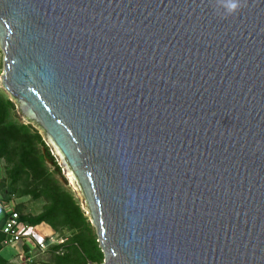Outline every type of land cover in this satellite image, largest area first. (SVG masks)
I'll return each mask as SVG.
<instances>
[{
  "label": "water",
  "instance_id": "95a60500",
  "mask_svg": "<svg viewBox=\"0 0 264 264\" xmlns=\"http://www.w3.org/2000/svg\"><path fill=\"white\" fill-rule=\"evenodd\" d=\"M0 49L99 264H264V0H0Z\"/></svg>",
  "mask_w": 264,
  "mask_h": 264
},
{
  "label": "trees",
  "instance_id": "16d2710c",
  "mask_svg": "<svg viewBox=\"0 0 264 264\" xmlns=\"http://www.w3.org/2000/svg\"><path fill=\"white\" fill-rule=\"evenodd\" d=\"M11 107L9 100L0 97V160L4 162L0 200L3 204H9L15 197L42 199L44 203L38 214H21L18 207H13V211L19 214L20 221L27 226L45 224L54 232L65 234L63 244L49 247L43 254L47 255L43 261L37 259L40 264L101 263L102 253L89 233L84 212L73 197L50 178L43 166V159L52 160V157L47 149L46 155H40L36 147L42 144L40 136L25 125L8 121ZM6 217L4 214L1 222ZM59 249H62L61 253H57ZM0 264L14 263L0 256Z\"/></svg>",
  "mask_w": 264,
  "mask_h": 264
},
{
  "label": "rangeland",
  "instance_id": "374dc122",
  "mask_svg": "<svg viewBox=\"0 0 264 264\" xmlns=\"http://www.w3.org/2000/svg\"><path fill=\"white\" fill-rule=\"evenodd\" d=\"M3 60H4V52L2 49H0V97L3 99L9 100L10 103L12 104V107L9 111L8 121H10L14 124H18V125H25L29 128V130L32 133L36 132L40 136V138L42 140V144H38L36 146L40 155H46L45 151L47 149L49 155L52 157V160H50L48 158L43 159V162H42L43 166L45 167L46 171L49 173L50 178L59 185L61 190L69 193L73 197V199L77 202V204L81 207V209L84 212V215L88 221L89 233H90V235H92L94 237V239L97 242L96 230L90 222L88 211L83 207V198L80 195L77 187L75 186L74 180L72 179L71 174L66 173L63 170L62 166L60 165V163L58 162V160L56 159V157L52 153L51 149L47 146L45 139H44V133H43L42 129L40 127H38L35 123L28 122L24 119V117L20 114V112L18 110V106H17L16 101L5 90V88L2 84V81H1V75L3 74V68H4L3 67ZM3 167H4V162L2 160H0V182L4 176ZM1 196H2V193L0 191V199H2ZM0 203H3V202L0 200ZM43 203L44 202L42 199L33 200L27 196L15 197L10 201V203L8 204V207L10 209H12L13 207H18V211L21 214L35 215V214H38L42 210ZM44 225L45 224H40V227L36 228V230H38V231L43 230V228L45 227ZM63 235H65V234L55 232V234L52 236V239L59 242L60 240L64 239ZM19 247H20V244H18L16 247L15 246L5 247L2 250L1 255L5 256L3 258L7 259L8 261H10L11 263H14V264H30V262H32V261H35L34 264H40V262L37 259L40 258L41 261H43L47 257V255L44 256L45 254L44 255L39 254L38 256H35V253L32 252L29 255L30 260H27L26 257H24V259H21L18 257V259H17L13 255H15L16 252L19 251L18 250ZM11 256H13V257H11Z\"/></svg>",
  "mask_w": 264,
  "mask_h": 264
},
{
  "label": "built area",
  "instance_id": "2783aa9c",
  "mask_svg": "<svg viewBox=\"0 0 264 264\" xmlns=\"http://www.w3.org/2000/svg\"><path fill=\"white\" fill-rule=\"evenodd\" d=\"M4 214H6L7 217L1 222ZM44 226L43 230L38 231L36 228H39L40 225L33 227L25 225L20 221L19 214L13 211V208L10 209L8 204L0 203V245L2 247L0 251L5 247H16L20 244L19 251L13 256L17 259L18 257L21 259L26 257L27 260H30L29 255L32 252L35 253V256H38L39 254L46 253L49 247L64 243L66 239H62L59 242L53 240L52 236L55 232L47 225ZM61 252L62 249H59L57 253Z\"/></svg>",
  "mask_w": 264,
  "mask_h": 264
},
{
  "label": "clouds",
  "instance_id": "9594fccd",
  "mask_svg": "<svg viewBox=\"0 0 264 264\" xmlns=\"http://www.w3.org/2000/svg\"><path fill=\"white\" fill-rule=\"evenodd\" d=\"M232 7H233V9H235L237 7V5L236 4H233Z\"/></svg>",
  "mask_w": 264,
  "mask_h": 264
},
{
  "label": "crops",
  "instance_id": "0c3cea01",
  "mask_svg": "<svg viewBox=\"0 0 264 264\" xmlns=\"http://www.w3.org/2000/svg\"><path fill=\"white\" fill-rule=\"evenodd\" d=\"M1 252H2V251H0V256H2V255H1ZM7 254H8V253H7ZM2 257H5V256H2Z\"/></svg>",
  "mask_w": 264,
  "mask_h": 264
}]
</instances>
